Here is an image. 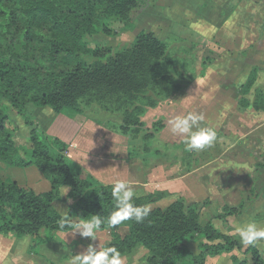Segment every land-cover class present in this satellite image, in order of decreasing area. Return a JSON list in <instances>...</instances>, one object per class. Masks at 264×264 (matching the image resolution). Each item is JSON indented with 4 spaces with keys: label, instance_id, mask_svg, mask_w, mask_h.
I'll return each instance as SVG.
<instances>
[{
    "label": "trees",
    "instance_id": "16d2710c",
    "mask_svg": "<svg viewBox=\"0 0 264 264\" xmlns=\"http://www.w3.org/2000/svg\"><path fill=\"white\" fill-rule=\"evenodd\" d=\"M145 2L149 0H0V162L6 168L36 167L28 175L31 185L11 181L8 170L5 176L0 170V234L18 239L32 236V253L45 243L39 236L42 229L55 237L58 232L72 231L69 223L77 224L97 215L104 222L100 230L112 232L109 246H115L122 256L143 247L149 253L148 264H205L208 257L241 250L236 238L220 233L211 222L202 219L200 204L188 205L182 196L176 197L167 208L151 210L142 223L130 220L109 227L107 217L115 203L113 187L82 178L81 169L62 155L67 145L59 139L53 140L59 152L53 160L36 132L31 135L32 160H24L7 131L10 116L3 102L26 119L37 107L82 114L95 105L122 118L119 133L128 138L129 160L145 162L150 153L152 158L181 162L188 172L193 170L186 155L169 156V147L158 149L150 145L163 124L148 129L142 123L149 110L182 93L195 79L190 76L192 68L188 62L176 56L169 43L155 33L144 32L133 47L114 53L86 48L92 38L108 32L104 26L107 21L120 23L121 33L133 32ZM90 54L97 59L92 64L85 60ZM258 72L254 68L248 81L240 86L243 109L251 106L243 96L254 89ZM252 105L256 112H264L262 89L255 90ZM138 141L150 145H146L145 155H141L142 146L135 144ZM176 149L193 153L181 146ZM64 189L68 190L65 199ZM172 196L157 190L134 197L133 203L153 205ZM61 201L69 204L66 216L55 207ZM61 220L66 222L63 230L59 226ZM123 226L129 228L124 237L119 233ZM192 240L198 243L199 255L186 243ZM247 252L250 260L233 256V264H264L260 249L251 246Z\"/></svg>",
    "mask_w": 264,
    "mask_h": 264
},
{
    "label": "rangeland",
    "instance_id": "374dc122",
    "mask_svg": "<svg viewBox=\"0 0 264 264\" xmlns=\"http://www.w3.org/2000/svg\"><path fill=\"white\" fill-rule=\"evenodd\" d=\"M153 1L149 0L144 3L142 11L137 15L136 29L133 32L121 33L120 23L107 21L104 26L108 32L92 38L86 44V48L101 53L111 50L114 53L122 48L133 47L144 32L155 33L161 40L169 43L170 50L176 56L188 62V66L192 68L190 76H194L195 79H192L182 93L162 103L157 109L149 110L142 118V123L148 129L154 125L159 126V123L164 126L160 132L156 133L150 144L152 147L156 145V148L161 149L160 147L167 146L171 150L168 153L169 156L186 155L187 162H190L193 169H205V171L201 172V179H193L194 189L185 192L181 189L185 179L180 177V171H175L173 167L175 164L180 166L181 162L174 163V161H167L160 157L152 158L148 153V161L142 162L139 159L129 161L131 171L138 176L132 185L135 192L134 197L167 188L164 187L167 186V182L175 183L179 191L177 190V193L170 199H164L151 205V210L159 207L167 208L176 197L183 196L187 203L199 202L192 203V206L200 204L202 219L211 222L220 233L238 236L235 234V229L249 221H255L264 227V211L260 213L255 210L258 213L254 211L249 213L252 207H247L244 212L242 206L237 204L239 202L235 201L236 197L241 198L246 205L256 196V189H253L251 183L258 182L260 174L264 171V114L257 115L261 117L256 120L252 118L256 116L255 113L242 112L243 108H239L237 102L240 86L248 81L254 68L259 70L258 80L254 89L245 97L243 96V99L247 98L252 104L255 99V90L264 91V0ZM250 14L253 17L257 14L254 24H247ZM207 22L216 28L204 29L203 25H209ZM260 43L263 44L262 49H259ZM85 60L88 64L97 61L96 57L91 54ZM3 104L4 108H8L10 116L7 131L11 134L16 149L26 161L32 160L31 135L33 132H36L40 141L49 148L52 159H57L59 152L54 148L53 140L59 138L54 136L53 128L60 115L75 119L85 128L93 127L100 132L107 128L113 134L123 137L124 142L128 139L119 133L121 124H123L122 118L115 114L105 113L95 105L87 107L82 114H74L70 110L57 113L50 107H37L33 110L32 116L26 119L20 117L18 112L6 102ZM49 109L51 111H48ZM189 112L203 113L205 119L201 126L214 128L217 133V140L211 147L201 151L194 150L191 155L177 151L176 146L185 148V145L179 137L172 135L167 123L173 116L186 115ZM135 144L142 146L141 155H145L144 149L148 144L144 141H138ZM107 148L111 149V147ZM156 148L154 147L152 151ZM252 150H255L256 154ZM210 165L215 167L210 169L207 167ZM6 167L0 162L3 176L8 170L7 176L11 181H16L20 185H31L28 175L36 170V167L29 169ZM238 178L241 180V187L235 190L234 195L233 191H230L234 199L233 203H221L222 199L217 202L216 198H219L220 188L223 185L226 187L228 183L231 186ZM195 181H200L208 194H205ZM66 195L67 192H64V199ZM55 207L63 216L69 212V204L64 201L57 202ZM226 208L233 212L229 213ZM121 228H124L121 231L122 235L127 233V226ZM3 236L0 234V262L9 263L10 256L14 252L18 249L24 250L18 248V245L25 244L24 238L18 239L13 235ZM197 238L196 235L195 239ZM186 243L195 255L201 253L195 240ZM40 246L37 251H34L37 254ZM251 246L241 245V250L237 249L231 254L208 257L212 260L207 258L205 264H233V256L250 260L251 255L247 251ZM255 247L259 249L257 244ZM261 252L264 255V251ZM142 254H144L143 251L139 256ZM218 257L224 258L218 259Z\"/></svg>",
    "mask_w": 264,
    "mask_h": 264
},
{
    "label": "crops",
    "instance_id": "0c3cea01",
    "mask_svg": "<svg viewBox=\"0 0 264 264\" xmlns=\"http://www.w3.org/2000/svg\"><path fill=\"white\" fill-rule=\"evenodd\" d=\"M256 15L255 17H253L252 14H250L247 24H254L257 20ZM207 23L209 25H203L204 29H207L208 27H214V29L216 28L209 22ZM262 45L263 44L260 43L259 49H262ZM238 97L239 99L237 100V102L238 107L240 108V91H238ZM241 111L255 113L256 116L252 118H255L256 120L261 117L257 115L264 114L263 112H256L252 104L250 107H248V109H243ZM57 119H59L57 122L59 126H57V124L54 125V136L59 138L67 145V150L62 155L68 161L75 164L81 169L82 178H91V180H93L97 185L104 187H113L114 183L117 180L131 181L132 185H134L133 181L138 176L131 171V168L129 166V146L127 139H125L126 142H124L123 137L118 134H113L107 128H104L103 132L97 131L93 127L85 128V126L83 127L78 124L75 119H70L68 117L66 118L62 115H60ZM107 147H111V149ZM233 154H235V152H233ZM173 167L175 168V171L179 170L180 177L185 179L181 188L185 192H189L194 189L192 183L193 179H201V175L202 173H204L203 171H205V169L196 168L197 170L193 169L188 172L187 170H185L186 167L183 164H180V166L175 164L173 165ZM207 167L212 169V167L215 166L210 165ZM182 170H184V173H182ZM240 177L242 176L240 175ZM259 177L260 178L258 182L255 181L251 183L253 189H256V196L251 201H248V203L245 205L241 198L236 197L235 201L239 202L237 204L242 206L244 212L247 210V207H252L248 211L249 213L253 211L254 213H258L255 212V210L260 211V213H262L261 211H264V171L262 174H260ZM195 182L205 194H208L205 192L200 181ZM229 184L230 183H228L226 187H224L223 185V187L220 188L221 190L219 192V198H216L217 202L219 199H222L221 203H233L232 200L234 199H232V194L234 195L235 190H238V187H241V180L238 178L236 182L231 186ZM164 187V189L158 190L166 191L170 195L176 194L177 190L179 191L175 183L167 182V186ZM231 190L233 191L232 194L230 193ZM64 192H68V190L64 189L63 194ZM192 203L199 202H190L188 203V205H192ZM256 207L259 208L256 209ZM123 229L124 228H121L119 230V233L122 237L128 235L129 233L128 228L127 233H124V235H122L121 231ZM235 234L238 235L237 232ZM229 235L231 236V234ZM39 236L45 240V243L40 246V251L38 254L31 252L34 246V238L32 236H27L24 237L23 240L25 244L23 246L18 245V248H23L24 250L22 251L18 249L10 256L11 260H9V263L0 262V264H70V258L75 254L83 252L90 244L99 246V248H103L109 246L113 240L112 232L108 229L99 230L96 236L92 238L82 237L79 233H74L73 230L65 233L58 232L54 237L47 229H42L39 233ZM233 237H235L240 242L239 235ZM257 245L260 251H264V243L262 241L258 242ZM142 251L144 254L139 256ZM148 256L149 253L147 249L140 247L134 250L132 253L123 255L122 257L124 258V264H148ZM222 258L224 257H218V259ZM208 259L212 260L210 258Z\"/></svg>",
    "mask_w": 264,
    "mask_h": 264
},
{
    "label": "clouds",
    "instance_id": "9594fccd",
    "mask_svg": "<svg viewBox=\"0 0 264 264\" xmlns=\"http://www.w3.org/2000/svg\"><path fill=\"white\" fill-rule=\"evenodd\" d=\"M48 111H51L49 109ZM203 113L189 112L186 115H175L167 121L173 136L179 137L185 145V151H201L211 147L217 140L214 128L202 127L204 121ZM112 196L114 199V210L107 217V225L115 227L125 221L134 220L142 223L151 212V205L137 206L133 203L135 192L131 181L117 180L113 185ZM65 221H60V229L65 228ZM104 222L100 216L91 220L81 221L77 224L69 223L68 226L74 233L82 237H95ZM235 231L244 246H256L264 241V227L255 221H249L238 226ZM90 244L83 252L75 254L70 258V264H124L121 252L115 246L99 248Z\"/></svg>",
    "mask_w": 264,
    "mask_h": 264
}]
</instances>
